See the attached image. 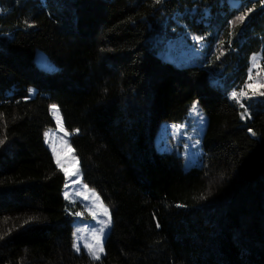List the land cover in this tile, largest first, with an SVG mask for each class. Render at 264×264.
<instances>
[{
    "label": "trees",
    "instance_id": "1",
    "mask_svg": "<svg viewBox=\"0 0 264 264\" xmlns=\"http://www.w3.org/2000/svg\"><path fill=\"white\" fill-rule=\"evenodd\" d=\"M192 38L193 64L157 54ZM260 85L264 0H0V264H264ZM195 103L207 124L185 170L156 137ZM53 105L82 132L69 139L82 181L111 214L100 260L73 248L89 215L45 144Z\"/></svg>",
    "mask_w": 264,
    "mask_h": 264
},
{
    "label": "rangeland",
    "instance_id": "2",
    "mask_svg": "<svg viewBox=\"0 0 264 264\" xmlns=\"http://www.w3.org/2000/svg\"><path fill=\"white\" fill-rule=\"evenodd\" d=\"M204 47V44H200L196 41V39L192 38V42L180 43L175 41L167 43L163 46V48L157 50V54L163 59H168L181 65H187L195 62L194 57ZM254 56L255 60H253V57L251 58V79L255 78V74L258 72L260 67V55L257 54ZM37 60L44 68H51L50 65L46 63L45 57L41 53H37ZM195 105L196 110H193L192 107L182 122L178 124L163 123L158 128L156 137L157 149L161 152L177 151V154L184 158L185 170L199 164V159L202 153L201 141L207 124L206 117L201 112L198 104L195 103ZM51 115L55 122V127L54 129H47L45 131V144L50 149L56 164L57 155H59L60 161L68 173L66 176L65 172L62 171L65 177V193L67 192L69 194L68 197H75L79 199L80 204L84 206L87 214L89 215V218L75 217L73 224V233H76L77 228L82 230L80 233H77V236H83L82 240L77 241L80 246V251L89 255L87 249L84 247V244L89 243L94 246L96 245V240L92 236V232L93 230H96L97 234H99L98 230L102 227L99 221L107 220V217L103 214V208L100 206L101 204L105 206V204L94 191L85 187L80 171L77 175H73V173L77 172L78 163L76 158L73 159L75 156L70 147L69 139L70 137L82 132L80 130L71 132L66 131L63 127L61 114L59 111L53 110L52 107ZM53 147L56 149V154L53 153ZM77 180H79V183L75 182ZM93 192L95 195H93ZM97 196L99 197V200H97ZM110 228L111 224L105 228V233L102 239L103 244ZM102 255L103 253H100V257Z\"/></svg>",
    "mask_w": 264,
    "mask_h": 264
},
{
    "label": "snow or ice",
    "instance_id": "3",
    "mask_svg": "<svg viewBox=\"0 0 264 264\" xmlns=\"http://www.w3.org/2000/svg\"><path fill=\"white\" fill-rule=\"evenodd\" d=\"M161 2H162V0H156V3L157 4H159ZM251 10L252 9H248L246 12H244V14L238 16L237 17V20H239L241 23H243L245 21L247 15H248V12H250ZM29 26H31V25H29ZM196 39L197 40H202L203 37H196ZM253 60H255V56H253ZM251 78H252L251 70H249V79H251ZM246 86L249 89H252L254 94H257L256 93V85H254V84H247ZM260 87L261 88H264V85H260ZM245 95H246V93H244L243 91H241L240 93H237V92L233 91L232 94H231V98L233 100H236L237 103H239L238 96H245ZM258 95L264 96V91H259ZM240 106H241V108H244L245 109V111L243 113H241V119H244L246 116H249V113L247 111V107L244 104H241ZM192 107H193V110H196V105L195 104H193ZM52 108H53V110L58 111V109H56V106L55 105H53ZM61 127H62V125H61ZM249 131H251V129H249ZM252 134L255 135L254 132ZM66 135H67V133H66ZM3 143H4V141L3 140H0V144H3ZM53 153L56 154L55 147H53ZM73 159H75V157H73ZM57 166L60 167L61 171H64L65 172V175L66 176L68 175V173L65 170L63 164L60 161L59 155H57ZM78 173H79V169L77 168V172L76 173H73V175H77ZM75 182L79 183V180H77ZM85 187H87V186L85 185ZM93 195H95L94 192H93ZM68 196H69V194L66 192L65 193V199H68ZM96 198H97V200H99V197L98 196ZM100 206L103 208V214L107 217V220H101V221H99V223H101V225H102V227L98 230L99 234H97V231L96 230H93V232H92V236L96 240V245L94 246V245L89 244V243H85L84 244V247L87 249L89 255L91 256V258L93 260H100V253H103L104 252V247H103L102 239H103V236H104V233H105V228H107L108 226H110V224L112 222V218H111V214L109 212V209L106 206H104L103 204H101ZM177 207H184V205H177ZM77 215H79V213ZM28 222L29 221H25V223H28ZM156 226L157 227H160L159 223H157ZM81 231H82L81 229L77 228L76 233H73L74 238H75L74 239V243H73V248L77 252L80 251V246L77 243V241L83 239V236H77V233H80ZM0 239H3V237L0 236Z\"/></svg>",
    "mask_w": 264,
    "mask_h": 264
},
{
    "label": "built area",
    "instance_id": "4",
    "mask_svg": "<svg viewBox=\"0 0 264 264\" xmlns=\"http://www.w3.org/2000/svg\"><path fill=\"white\" fill-rule=\"evenodd\" d=\"M178 124V123H177Z\"/></svg>",
    "mask_w": 264,
    "mask_h": 264
}]
</instances>
